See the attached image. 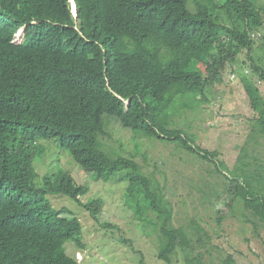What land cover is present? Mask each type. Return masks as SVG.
Masks as SVG:
<instances>
[{"label": "trees", "instance_id": "obj_1", "mask_svg": "<svg viewBox=\"0 0 264 264\" xmlns=\"http://www.w3.org/2000/svg\"><path fill=\"white\" fill-rule=\"evenodd\" d=\"M74 3L77 17L71 0H0V264H82L64 250L67 242L83 247L82 224L68 209L55 210L49 194L69 196L99 220L102 200L84 203L87 187L69 172L46 175L36 187L40 139L57 141L98 178L125 174L126 204L148 234L158 235L159 260L210 264L202 229L173 225L159 181L135 159L104 148L105 119L145 138L176 142L225 176L215 153L198 147L174 118L207 102L226 67L246 52L252 72L241 83L254 112L249 139L264 138V98L254 81H264V58H254L257 41L264 55L263 10L252 0ZM24 27V40L14 43ZM151 34L160 38L155 48ZM123 39L131 52L120 51ZM245 159L239 177L225 176L228 195L264 224V175ZM221 264L239 263L228 254Z\"/></svg>", "mask_w": 264, "mask_h": 264}, {"label": "rangeland", "instance_id": "obj_2", "mask_svg": "<svg viewBox=\"0 0 264 264\" xmlns=\"http://www.w3.org/2000/svg\"><path fill=\"white\" fill-rule=\"evenodd\" d=\"M252 1L264 12V0ZM71 6L74 12L72 1ZM23 40L21 29L14 43ZM148 43L155 48L160 38L151 34ZM259 44L257 41L254 53L257 61L264 58ZM119 49L129 53L133 47L128 39H123ZM251 72L244 52L233 66L226 67L223 84L208 91L207 102L174 118L176 128L184 130L198 147L215 153L214 162L228 178L239 177L236 168L243 167L240 162L244 157L264 175V138L249 139L254 112L241 83L242 75ZM254 81L264 98V81ZM105 122L108 134L102 140L104 148L114 156L135 159L144 173L159 181L173 208V225L193 231L197 224L202 229L211 254L210 264H221L228 254L239 264H264V224L240 199L232 201L227 191L229 182L216 171L213 162L187 152L176 142L136 135L113 118L106 117ZM37 145L41 147L34 162L37 188H41L44 176L69 172L79 185L87 187V194L81 199L84 203L102 200L99 220H95L69 196H46L55 210L68 209L82 224L83 247L67 242V255L82 264H141L142 258L144 264H165L158 258V235L148 234L126 204L124 173L109 179L98 178L85 172L57 141L40 139Z\"/></svg>", "mask_w": 264, "mask_h": 264}, {"label": "clouds", "instance_id": "obj_3", "mask_svg": "<svg viewBox=\"0 0 264 264\" xmlns=\"http://www.w3.org/2000/svg\"><path fill=\"white\" fill-rule=\"evenodd\" d=\"M71 1H72V2H74V0H71ZM74 4H75V3H74ZM75 6H76V5H75ZM75 10H76V13H75V12H73V11H72V12H73L74 16L76 17V15H77V8H75ZM22 29H24V31H25V27H24V28H22ZM20 30H21V29H20ZM20 30H19V31H20ZM233 79H234V78H233Z\"/></svg>", "mask_w": 264, "mask_h": 264}, {"label": "bare ground", "instance_id": "obj_4", "mask_svg": "<svg viewBox=\"0 0 264 264\" xmlns=\"http://www.w3.org/2000/svg\"><path fill=\"white\" fill-rule=\"evenodd\" d=\"M72 3H73V9H74V12H75V8H76V6H75L74 2H72Z\"/></svg>", "mask_w": 264, "mask_h": 264}, {"label": "water", "instance_id": "obj_5", "mask_svg": "<svg viewBox=\"0 0 264 264\" xmlns=\"http://www.w3.org/2000/svg\"><path fill=\"white\" fill-rule=\"evenodd\" d=\"M75 13H76V10H75ZM76 17H77V15H76Z\"/></svg>", "mask_w": 264, "mask_h": 264}, {"label": "built area", "instance_id": "obj_6", "mask_svg": "<svg viewBox=\"0 0 264 264\" xmlns=\"http://www.w3.org/2000/svg\"><path fill=\"white\" fill-rule=\"evenodd\" d=\"M233 78H234V76H233Z\"/></svg>", "mask_w": 264, "mask_h": 264}]
</instances>
